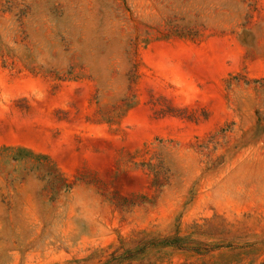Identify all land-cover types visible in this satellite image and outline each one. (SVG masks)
I'll return each instance as SVG.
<instances>
[{"label":"rangeland","instance_id":"1","mask_svg":"<svg viewBox=\"0 0 264 264\" xmlns=\"http://www.w3.org/2000/svg\"><path fill=\"white\" fill-rule=\"evenodd\" d=\"M0 264H264V0H0Z\"/></svg>","mask_w":264,"mask_h":264}]
</instances>
